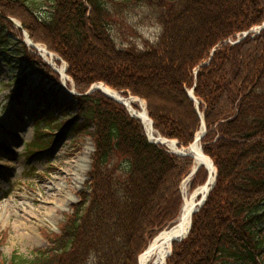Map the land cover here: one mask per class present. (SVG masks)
Instances as JSON below:
<instances>
[{
    "label": "trees",
    "instance_id": "obj_1",
    "mask_svg": "<svg viewBox=\"0 0 264 264\" xmlns=\"http://www.w3.org/2000/svg\"><path fill=\"white\" fill-rule=\"evenodd\" d=\"M37 1L0 0V16L19 17L34 41L68 63L83 117L70 125L77 132L94 128L93 166L88 190L50 236V247L32 260L2 264H139L150 240L179 217L180 186L193 157L149 141L124 104L100 90L86 94L96 82L144 99L154 129L184 146L201 127L187 91L195 85L207 126L201 144L218 176L167 264H264V29L227 42L264 22V0ZM139 8L160 29L143 49L119 43L113 30ZM32 49L23 43L19 54L42 75V88L60 83ZM68 120L57 122L61 132ZM206 178L202 167L191 188Z\"/></svg>",
    "mask_w": 264,
    "mask_h": 264
},
{
    "label": "rangeland",
    "instance_id": "obj_2",
    "mask_svg": "<svg viewBox=\"0 0 264 264\" xmlns=\"http://www.w3.org/2000/svg\"><path fill=\"white\" fill-rule=\"evenodd\" d=\"M37 4L43 11L49 9L45 1ZM144 10L139 8L128 13V24L117 21L113 30L119 43L143 49L147 42L157 39L159 26L154 19L147 17L150 15ZM3 17L0 16V264L11 260H32L38 250L50 247V236L59 231L65 217L89 188L95 149L91 133L93 127H90V132L83 128L77 132L70 125L80 123L83 117L75 103L74 96L79 95V91L68 73V63L56 53L53 62L37 48L32 49L58 74L60 83L66 81V87L49 81L42 88L41 75L34 73L31 62L21 59L23 55L19 54L23 43L31 50L23 41L26 39L24 33L28 31L19 17ZM131 25L135 27L130 28ZM3 42L5 47H1ZM47 59H50V64ZM62 66L66 68L65 79L59 72ZM22 80L35 92L23 88L17 98L14 89ZM48 86L51 89L46 92ZM166 99L163 97L164 104L170 100ZM131 105L142 111L140 101ZM67 118L69 120L62 124L65 131L61 132V125L57 122ZM32 142L41 147L32 146ZM183 181V199L202 186L199 183L193 189L191 180Z\"/></svg>",
    "mask_w": 264,
    "mask_h": 264
},
{
    "label": "bare ground",
    "instance_id": "obj_3",
    "mask_svg": "<svg viewBox=\"0 0 264 264\" xmlns=\"http://www.w3.org/2000/svg\"><path fill=\"white\" fill-rule=\"evenodd\" d=\"M26 38L30 40L27 36ZM31 41V40H30ZM33 43V42H32ZM38 47V50L40 53L45 56V58H51L53 62L55 61V57L53 54H50L49 51L43 47L40 44H36ZM49 62L50 59H47ZM50 63V62H49ZM59 72L65 79V72L66 68L65 66H62L61 69H59ZM106 91L109 94H112L118 98H121L122 95L120 93L115 92L113 89L107 87ZM126 102H128V106L130 107L132 102L137 101L136 99L132 98H123ZM142 107L144 106L143 101L141 102ZM144 120L146 129L148 132V135L152 140L156 141H162L165 142L171 149L175 151H179L177 147V143L172 140H165L161 136L157 135L153 129V126L151 124V121L146 114V111L143 107L142 111L138 113ZM194 157H195V164H202L206 167H208L209 172L211 174V181L214 179V172L215 167L212 164L211 160L202 152L199 143H196L192 150ZM207 191V188L201 187L198 190L196 189L191 194H188L184 197V204L182 207L180 218L178 219V222L175 224V226L170 227L169 229L163 230L151 243L150 246L142 253L140 257V263L141 264H166V259L168 254L170 253L173 243L175 239H179L183 236H185L188 233L190 223L193 218L194 210L197 207V202L200 200V197H202L205 192Z\"/></svg>",
    "mask_w": 264,
    "mask_h": 264
},
{
    "label": "water",
    "instance_id": "obj_4",
    "mask_svg": "<svg viewBox=\"0 0 264 264\" xmlns=\"http://www.w3.org/2000/svg\"><path fill=\"white\" fill-rule=\"evenodd\" d=\"M9 19H11V18H9ZM11 20H12V19H11ZM19 27H22V25L19 24ZM262 28H264V24H263L262 26L259 27V29H262ZM248 34H249L248 32L245 33V34L243 35V37H246ZM26 35H27V37H28V32H26ZM243 37H241V38H243ZM241 38H239L236 42L240 41ZM106 88H107V86H106L103 82H100V83H97V84L93 85V86L90 88V90L88 91V93L91 92V91H93V90L100 89V90H102V92H103L104 94H106L107 96H109V97H111V98H113V99H115V100H117V101H119V102L124 103L125 105H127L128 102H126V101L123 99L124 97L118 98V97H116V96H114V95H112V94H109V93L106 91ZM188 93H189L190 97L192 98V100H193V101L195 102V104H196V110H197L198 113L201 115V119H202V130L197 134L194 143L190 144L188 147H184V148H183L180 152H178L177 154H179V155H192V156H194V155H193V152H192L193 147H194V145H195L196 143H199V144H200V142H201V140H202V137H203L204 134L206 133V123H205V121H204V116H203V114L200 113V111H199V101L197 100L196 96L194 95V88H191V89L188 91ZM130 98H133V99H134V98H136V97L131 96ZM133 115H134L136 118H139V119H141V120L143 121V118H142L139 114L134 113ZM149 119H150V118H149ZM150 121H151V124L153 125L151 119H150ZM164 139L167 140V141L170 140V139H167V138H164ZM172 141H175L176 143H178L177 140H172ZM154 142H160V141H154ZM160 143H163V142H160ZM200 148H201V150H202L201 145H200ZM202 152H203V150H202ZM209 159H210V158H209ZM210 160H211V159H210ZM211 162H212V164L214 165V163H213L212 160H211ZM199 167H200V165H198V166L194 169V172H195ZM216 179H217V171H215V176H214L213 181H211V174H209L208 179L206 180L205 184L202 186V188H203V187L207 188V191H206L205 194L201 197L200 201L197 202V206H198V207H196V209L194 210V213L197 212L198 210H200V208L204 205V203H205V201H206L208 195L210 194L211 190L213 189V187H214V185H215V183H216ZM191 226H192V221H191V223H190V227H189L188 233H189V231H190ZM188 233H187L185 236H183V237H181V238H179V239H175V241H181V240H183L185 237L188 236ZM172 251H173V248L171 249V251H170V253L168 254V256H170V255L172 254Z\"/></svg>",
    "mask_w": 264,
    "mask_h": 264
}]
</instances>
